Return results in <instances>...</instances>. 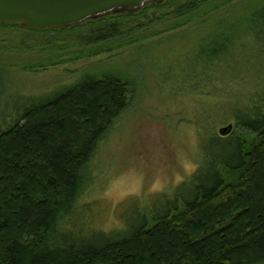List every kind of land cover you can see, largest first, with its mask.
Returning <instances> with one entry per match:
<instances>
[{"label":"trees","instance_id":"16d2710c","mask_svg":"<svg viewBox=\"0 0 264 264\" xmlns=\"http://www.w3.org/2000/svg\"><path fill=\"white\" fill-rule=\"evenodd\" d=\"M233 1L163 0L57 30L22 28L72 35L40 67L57 66L133 44L155 23L164 27L153 35L173 31ZM238 29L219 30L199 47L198 60L215 66L216 77L233 78L243 71L229 63L241 54L253 58L257 66L241 74L254 91L247 99L221 106L225 113L217 123L230 120L237 130L253 134L254 141L247 143L232 130L225 136L203 133V162L191 179L152 203L147 214L139 207L130 216L123 214L120 230L94 228L85 217L87 206L79 203L92 185L99 146L127 107L131 83L117 73L102 72L43 95L9 89L17 96L0 102V264H264V4L241 20ZM223 66L229 71H222ZM201 75L205 82L213 77L204 71ZM65 106L70 118L62 114ZM70 128L75 133L54 150L52 133L63 135ZM33 164L40 180L31 176ZM242 174L245 196L236 194L233 203L219 206L221 215L218 209L204 215L196 226L186 225L180 239L165 242L163 254L154 252L164 242L152 239L156 228H164L176 214L195 215L218 197L227 181Z\"/></svg>","mask_w":264,"mask_h":264},{"label":"rangeland","instance_id":"374dc122","mask_svg":"<svg viewBox=\"0 0 264 264\" xmlns=\"http://www.w3.org/2000/svg\"><path fill=\"white\" fill-rule=\"evenodd\" d=\"M262 4L264 0H235L208 10L199 21L158 35L153 34L160 32L164 25L155 23L146 27L142 39L133 44L95 57L46 67L40 66L55 55L57 48L67 44L72 35L0 25V80L4 84L0 88V102H7L8 98L14 101L17 95L9 89L24 96L43 95L71 85L89 73H117L131 83L127 107L100 144L93 161L92 185L79 203L87 206L85 217L91 226L104 232L120 230L123 214L130 216L138 207L147 214L152 203L171 196L202 164L200 138L203 133L218 135L220 129L231 125L232 134L247 143L254 141L253 134L237 130L230 120L226 124L217 123V117L225 113L221 106L228 101L247 99L254 91V84L245 81V74H241L257 66L251 62L253 58L241 54L230 62V68L243 71L233 78L216 77V67L198 59L201 45L206 46L219 30H239L241 20ZM221 70L228 72L229 68L223 66ZM201 71L213 77L205 82ZM2 107L0 104V111ZM64 108L63 116L70 118V108ZM71 128L63 135L52 133L50 146L54 150L72 137L75 131ZM35 164L43 167L41 161L36 160ZM35 164L31 166V176L39 179ZM245 177L242 174L227 181L218 197L201 205L195 215L176 214L164 228H156L152 239L164 242L154 252H164L165 242L180 239L178 235L185 231V226H196L204 215L217 209L221 215L223 208L219 210V206L233 203L236 194L245 196ZM27 180L30 181L29 176ZM137 247L143 249L144 243Z\"/></svg>","mask_w":264,"mask_h":264},{"label":"water","instance_id":"95a60500","mask_svg":"<svg viewBox=\"0 0 264 264\" xmlns=\"http://www.w3.org/2000/svg\"><path fill=\"white\" fill-rule=\"evenodd\" d=\"M163 0H0V25L57 30L116 13H133ZM232 126L219 130L229 134Z\"/></svg>","mask_w":264,"mask_h":264}]
</instances>
